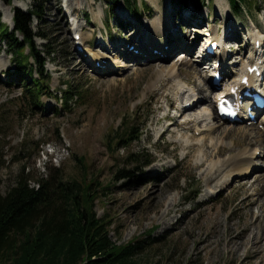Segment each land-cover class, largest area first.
<instances>
[{
  "label": "rangeland",
  "instance_id": "1",
  "mask_svg": "<svg viewBox=\"0 0 264 264\" xmlns=\"http://www.w3.org/2000/svg\"><path fill=\"white\" fill-rule=\"evenodd\" d=\"M204 1L130 0V11L126 0H0V16L10 30L16 10L41 12L42 18L31 20V30L45 62L41 67L30 58L32 72L27 47L18 51L23 57L20 61L28 66L20 69L0 37L2 192H9L23 172L30 175L32 185L54 169H61L67 180L89 175L111 187L106 194L101 192L96 212L111 221L112 240L149 243L136 258L141 264H264V208L260 206L264 153L254 161L257 170L252 167V174L244 176L246 167L231 171L227 165L242 153L243 158L258 156V146H264V126L228 124L212 115L185 126L191 116L212 114L214 96L209 87H203L208 72L213 71L207 69L208 63L176 64L173 58L180 51L164 60L141 59L138 63L122 53L126 41L135 45L139 43L135 40H144L131 37L147 33V27L158 26L157 21H166L172 9L174 26L171 33L161 29L163 45L185 41L191 47L187 53L196 55L198 45L206 47L207 36L194 33L192 26L201 28L209 17L219 36L224 30L239 29L231 59L241 66L254 53L253 38L260 35L264 39V0H244L239 14L230 0ZM99 12L105 26L100 24ZM196 17L200 23L188 20ZM197 30L206 32L205 28ZM76 33H82L83 47L99 55L101 66L105 61V71L89 67V58L77 49L81 41ZM100 37L109 46L102 48ZM173 68L181 71L178 79L187 83L184 91L168 77ZM31 78L42 83L36 103L25 92ZM71 88L79 93L64 108L62 98ZM195 95L207 99L191 116L178 119L183 101H193ZM204 122L212 132L204 129ZM129 127L140 138L118 145V137ZM232 128L234 132L226 136L225 130ZM218 147L223 149L220 155ZM121 172L130 175L122 177ZM249 196L258 202L251 203ZM255 235L262 240L260 255L251 248Z\"/></svg>",
  "mask_w": 264,
  "mask_h": 264
},
{
  "label": "trees",
  "instance_id": "2",
  "mask_svg": "<svg viewBox=\"0 0 264 264\" xmlns=\"http://www.w3.org/2000/svg\"><path fill=\"white\" fill-rule=\"evenodd\" d=\"M126 1L132 9L130 0ZM176 1L183 3L187 0ZM230 2L235 12L239 13L243 0ZM33 17L42 18L41 12L16 10L14 29L10 30L0 16V37L8 43L20 69H27L28 66L20 61L23 57L18 51L29 48L27 62L32 72L30 58L44 66V60L34 44L35 36L31 30ZM41 84L39 79L32 78L26 86L25 92L31 93L34 103L43 91ZM78 93L74 88L66 91L62 98L63 107L68 108L69 102ZM118 138L119 145L132 143L140 137L135 135L134 127H129ZM2 160L0 152V165ZM79 163L85 169L82 159ZM129 175V172H121L122 177ZM31 181L30 175L23 172L16 185L4 194L0 180V264H141L136 258L145 252L149 243L133 240L117 244L110 236L111 221L100 218L96 212V201L101 192L106 194L111 189L110 186L89 175L81 180H67L61 169H54L48 176L40 177L35 185Z\"/></svg>",
  "mask_w": 264,
  "mask_h": 264
},
{
  "label": "bare ground",
  "instance_id": "3",
  "mask_svg": "<svg viewBox=\"0 0 264 264\" xmlns=\"http://www.w3.org/2000/svg\"><path fill=\"white\" fill-rule=\"evenodd\" d=\"M154 3H157V0H155V2ZM168 10H169V8H168ZM198 13V12H197ZM100 14H101V12H99L98 13V15H97V17L98 18H100L99 19V21H100V24L102 25V26H105V24H103L104 22H103V20H102V18L100 17ZM167 16H168V18H166V21H165V19H163V21L161 22H159V21H157L156 23L158 24V26L156 25V27H155V25H154V27L152 26H149V27H147V33H145V36L142 38V39H144V40H142V41H140V40H136L137 42H139V43H136V44H139L140 46L139 47H141V49H142V52H143V58L145 59V60H148V59H155V58H157V60H162L161 59V57L159 56V55H156L155 54V52H154V50H152V47H157V46H159V48L158 49H160V50H162V51H164L165 50V53H168V55H170L171 53H174V52H176V51H179L180 49H182V51H180V52H182V53H177L176 55H175V57H178V58H185V54H187V50L188 49H190L191 47H189V46H185L183 43L181 44V41L180 42H178L177 43V45L176 44H171L170 45V48L169 49H164L163 50V37H161V35H160V33H161V29L164 27L165 29H168V33H171V31H170V29L174 26V19H173V16H172V13H171V10H169V13H167ZM123 18L125 19L126 18V16H123ZM159 20V19H158ZM189 21H191V22H193V23H200L199 21H197L195 18H192V20L191 19H188ZM152 25V24H151ZM159 25H160V28H159ZM161 25H163V26H161ZM206 27V26H205ZM194 28H198V27H194ZM195 33L196 34H204V35H206L205 33H202V32H200L199 30H197V29H195ZM207 34H209L208 32H207ZM228 34H229V36L230 37H235L234 35L235 34H237V32H235L234 30H230V32H228ZM103 36V35H102ZM100 39H101V37H100ZM102 39H105L104 38V36H103V38ZM102 39H101V43H102ZM258 39H260V38H258ZM107 40H109V39H107ZM102 45V48H103V46H106V45H108L109 46V42L107 41V42H105V43H102L101 44ZM161 45V46H160ZM166 46L168 45L167 43L165 44ZM115 48H117V46H115ZM203 47H202V45H200V47L198 48V53H196V55L194 54V56H195V59H191V58H188L189 60H191L192 62H195V63H197L198 65L201 63V62H199V61H201L200 59H199V57H200V55H203V54H205V52L209 55L210 53H208L209 51H208V48L207 49H205V51L202 49ZM119 50V49H118ZM129 50V49H128ZM90 51V50H89ZM124 51V52H123ZM122 51V53L126 56V57H130V58H132L133 56H132V54L131 53H129V52H127V50H123ZM121 54V53H120ZM135 60V63H137V59H134ZM153 61V60H152ZM119 63V62H118ZM122 63V62H121ZM176 64H178V62L176 63ZM246 64V62H243V64L241 65V66H243V65H245ZM119 65H121V64H118V66ZM126 65H124L123 64V66L122 67H125ZM192 66H193V64H192ZM195 66V65H194ZM174 68H176V65L174 66ZM174 68H173V70L169 73V75H168V77H169V79L170 80H173L174 82H175V84L178 86V90H182V91H184L185 90V86L184 85H187V83L186 82H183L181 79L179 80L178 79V77L179 76H181L180 74H181V71H178V70H174ZM200 68V67H199ZM117 69V68H116ZM94 70H97V68L95 69L94 68ZM178 71V72H177ZM240 71V70H239ZM239 71H238V73H239ZM201 72V73H200ZM198 75H201V76H204L203 75V73H202V71H199V73H197ZM177 75H179V76H177ZM235 79V78H234ZM207 83H204L205 84V86H203V87H211L212 86V84H211V82L210 81H206ZM200 90H201V88H200ZM223 92V89H221L220 90V93H222ZM198 95H196V97H197ZM201 99V100H200ZM200 102H202V101H204L205 99H207V96H202V97H200ZM183 102H185V103H182L181 105H182V110H183V106L185 105V104H187V103H189V102H191V100H186V101H183ZM200 102H198L197 103V105L195 104L194 106H193V108L190 110H186V111H184L185 113L180 117V119L184 116V115H187L186 117H188L190 114H191V112L195 109V108H197L198 107V104L200 103ZM211 109H212V114L210 113V115H205V114H202V115H199V116H196V117H194V116H191L192 118H188L187 120H185V126H187V124H189V123H194V122H196V123H194V124H197V122L198 121H200V120H208V119H211L212 117H211V115L212 116H215L214 118H217V116H216V98H214V102L212 101V104H211ZM180 110H181V106H180ZM181 110V111H182ZM196 111V110H195ZM185 117V118H186ZM264 120V119H263ZM202 122V121H201ZM219 122H221V121H219ZM173 123V122H172ZM203 123V122H202ZM211 123V122H210ZM175 124V123H174ZM174 124H172V126L174 125ZM208 124L209 123H206V122H204V125L203 126H205L204 127V129H206L207 128V126H208ZM189 126V125H188ZM235 128V127H234ZM207 131H209V130H211V129H206ZM205 130V131H206ZM234 130L235 129H226L225 130V132H224V134H226V136H230L231 135V133L232 132H234ZM168 131H172V129H171V127L168 129ZM213 130H211V131H209V132H212ZM253 131H255L254 129H252V132ZM256 132V131H255ZM165 134V133H164ZM247 134V133H246ZM257 134H260V132H257ZM259 137V136H258ZM252 141V140H251ZM259 142V141H258ZM253 143V142H252ZM251 145V144H250ZM260 145H263L262 143H260ZM263 148V146H261L260 148H259V146H258V150L259 149H262ZM226 150V149H225ZM222 151H223V149L221 148V147H218L217 148V154H222ZM244 151V150H243ZM246 153V152H245ZM245 153H244V156H245ZM243 154V153H242ZM241 154V155H242ZM241 155H239V156H236L234 159H232L231 161H228L227 163V165H228V169L230 168L231 169V171H238V170H241V169H243L244 167H246L245 169H244V176L245 175H248L249 174V172H251V174L253 173V171H254V169H253V171H251V169H252V167H254V168H256V165H255V163H254V159H253V157L251 158V157H241ZM227 172V171H226ZM229 175L231 176L232 175V173H229ZM217 176V175H216ZM216 180V179H215ZM243 186H246V184H243V183H241ZM253 186H254V184H253ZM247 189V188H246ZM256 190V189H255ZM250 191V190H249ZM248 199H249V201H251V203H253V204H256L257 202H258V199H254L253 201L251 200V197L249 196L248 197ZM260 206H261V208H264V200H262V202H261V204H260ZM259 218V217H258ZM248 228H250V227H248ZM257 237V238H256ZM230 239V238H229ZM234 239V238H233ZM230 240H232V238L230 239ZM260 241H262V240H260L259 238H258V236H253V242H251V243H253L252 244V249H253V251H254V253L256 254V255H260L261 254V250H260V247H258L259 246V243H260ZM228 242H230V241H228ZM233 242V241H232ZM235 242H237V241H235ZM239 242V241H238ZM241 243V242H240ZM232 244V243H231ZM236 244V243H235ZM242 245V244H241ZM240 245V246H241ZM232 246H233V244H232ZM239 247V246H238ZM237 247V248H238ZM229 248V247H228ZM233 249H235V247H233ZM236 250V249H235ZM234 250V251H235ZM229 251V250H228ZM230 252V251H229ZM237 253V252H236Z\"/></svg>",
  "mask_w": 264,
  "mask_h": 264
}]
</instances>
